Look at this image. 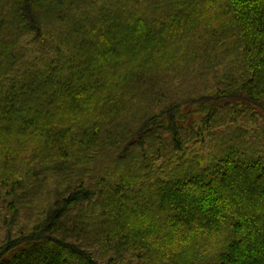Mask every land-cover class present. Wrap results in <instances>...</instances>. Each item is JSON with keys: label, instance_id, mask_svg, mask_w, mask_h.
<instances>
[{"label": "trees", "instance_id": "obj_1", "mask_svg": "<svg viewBox=\"0 0 264 264\" xmlns=\"http://www.w3.org/2000/svg\"><path fill=\"white\" fill-rule=\"evenodd\" d=\"M0 264H264V0H0Z\"/></svg>", "mask_w": 264, "mask_h": 264}, {"label": "rangeland", "instance_id": "obj_2", "mask_svg": "<svg viewBox=\"0 0 264 264\" xmlns=\"http://www.w3.org/2000/svg\"><path fill=\"white\" fill-rule=\"evenodd\" d=\"M198 215V214H197Z\"/></svg>", "mask_w": 264, "mask_h": 264}]
</instances>
